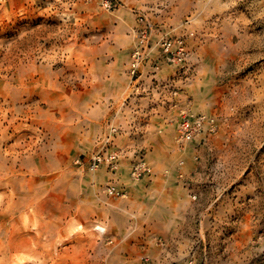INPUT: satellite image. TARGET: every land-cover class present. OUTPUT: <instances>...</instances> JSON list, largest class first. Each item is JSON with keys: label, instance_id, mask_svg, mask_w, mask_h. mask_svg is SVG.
Here are the masks:
<instances>
[{"label": "rangeland", "instance_id": "374dc122", "mask_svg": "<svg viewBox=\"0 0 264 264\" xmlns=\"http://www.w3.org/2000/svg\"><path fill=\"white\" fill-rule=\"evenodd\" d=\"M33 1L0 0V264H264V0ZM185 112L215 129L178 143Z\"/></svg>", "mask_w": 264, "mask_h": 264}, {"label": "built area", "instance_id": "2783aa9c", "mask_svg": "<svg viewBox=\"0 0 264 264\" xmlns=\"http://www.w3.org/2000/svg\"><path fill=\"white\" fill-rule=\"evenodd\" d=\"M106 7L113 5L112 0H101ZM146 40V31H142L140 44L133 50L132 58L130 63V72L132 75L136 73L143 57V43ZM160 48L167 55L168 61L172 63H180L186 57V47L182 38L177 37L174 39L165 38L159 42ZM205 124L209 131L215 129L214 119L206 115L198 114L195 115L190 112H185L181 117L178 128H177V142L183 143L191 141L194 136L200 132ZM111 133L115 132L116 129L112 127ZM108 141L106 140L105 143ZM80 165H86L90 170H96L99 166L106 164L112 170L117 168L118 164V152L116 150L109 151L108 149H98L91 152L84 158H77L76 161ZM151 173V166L143 157H139L132 165L130 174L134 179H139L145 175ZM106 192L109 195L124 196L123 190L115 185L108 184L106 186Z\"/></svg>", "mask_w": 264, "mask_h": 264}, {"label": "bare ground", "instance_id": "6f19581e", "mask_svg": "<svg viewBox=\"0 0 264 264\" xmlns=\"http://www.w3.org/2000/svg\"><path fill=\"white\" fill-rule=\"evenodd\" d=\"M8 1H9V0H8ZM10 1H11V0H10ZM28 1H29V0H28ZM34 1H35V0H34ZM34 1H33V2H34ZM26 2H27V1H26ZM5 4H6V3H5ZM7 4H8V3H7ZM11 4H12V3H11ZM3 5H4V4H3ZM2 8H3V7H2ZM11 8H12V7H11ZM31 9H32V8H31ZM31 12H32V11H31ZM9 19H10V18H9ZM193 19H194V18H193ZM191 20H192V19H191ZM194 20H195V19H194ZM178 24H180V23H178ZM176 25H177V24H176ZM193 26H195V25H193ZM245 26H246V25H245ZM175 27H176V26H175ZM244 31H245V30H244ZM244 33H245V32H244ZM247 34H248V33H247ZM242 35H243V34H242ZM245 36H247V35L245 34ZM258 36H259V35H258ZM248 37H249V36H248ZM245 40H246V39H245ZM251 41H252V40H251ZM259 42H260V41H259ZM259 42H258V43H259ZM217 44H218V43H217ZM221 45H222V42H221ZM231 45H232V44H231ZM219 46H220V45H219ZM228 46H230V45H228ZM246 47H247V46H246ZM220 48H221V46H220ZM220 48H219V49H220ZM226 48H228V47H226ZM229 48H230V47H229ZM229 48H228V49H229ZM204 49H205V48H204ZM204 49H203V51H204ZM219 49H218V50H219ZM224 49H225V48H224ZM218 50H217V52L219 53ZM220 50H221V49H220ZM232 50H234V49H232ZM263 50H264V49H263ZM206 51H208V50H206ZM29 52H30V51H29ZM31 52H32V51H31ZM200 52H201V51H200ZM200 52H199V53H200ZM221 52H222V51H221ZM197 54H198V53H197ZM221 56H222V55H221ZM248 56H249V55H248ZM259 56H260V55H259ZM196 57H197V56H196ZM33 60H35V58L32 59V62H34ZM257 60H258V59H257ZM205 62H206V61H205ZM207 62H208V61H207ZM203 63H204V62H203ZM203 63H202V64H203ZM222 63H223V62H222ZM222 63H221V64H222ZM245 63H246V62H245ZM207 64H208V63H207ZM211 65H212V63H211ZM214 68H215V67H214ZM199 69H200V68H199ZM215 69H216V68H215ZM244 69H245V68H244ZM254 69H255V68H254ZM6 70H7V69H6ZM200 70H201V69H200ZM203 70H204V69H203ZM209 70H210V69H209ZM211 71H212V70H211ZM257 71H258V70H257ZM257 71H256V72H257ZM9 72H10V71H9ZM250 77H251V76H250ZM243 80H244V79H243ZM241 81H242V80H241ZM242 82H243V81H242ZM244 82H245V81H244ZM244 82H243V83H244ZM198 84H199V82H198ZM253 84H254V83H253ZM190 85H191V84H190ZM232 85H233V84H232ZM238 85H239V84H238ZM238 85H237V86H238ZM245 85H246V84H245ZM233 86H234V85H233ZM241 86H242V85H241ZM234 87H235V86H234ZM239 87H240V86H239ZM244 87H245V86H244ZM263 88H264V87H263ZM243 90H244V88H243ZM246 90H247V89H246ZM257 90H258V89H257ZM261 90H262V89H261ZM263 90H264V89H263ZM214 91H215V90H214ZM209 92H210V91H209ZM232 93L234 94V92H232ZM236 93H237V92H236ZM238 94H241V92H239ZM245 94H246V93H245ZM261 95H263V93H262ZM206 96H207V95H206ZM258 96H259V95H258ZM8 97H10V96H8ZM11 97H12V96H11ZM204 97H205V96H204ZM254 97H255V96H254ZM254 97H253V98H254ZM259 97H260V96H259ZM13 98H15V97H13ZM209 98H210V97H209ZM233 98H234V97H233ZM236 98H237V97H236ZM248 98H249V97H248ZM257 98H258V97H257ZM257 98H256V100H257ZM197 99H198V98H197ZM206 99H207V98H206ZM259 99H260V98H259ZM4 100H6V98H5ZM231 100H232V99H231ZM246 100H247V99H246ZM249 100H250V99H249ZM261 100H262V99H261ZM9 101H10V100H9ZM9 101H7V103H9ZM214 102H215V101H214ZM258 102H259V101H258ZM20 103H21V102H20ZM206 103H207V102H206ZM218 103H219V102H218ZM218 103H217V104H218ZM256 103H257V102H256ZM259 103H260V102H259ZM9 104H10V103H9ZM194 104H195V103H194ZM202 104H203V103H202ZM202 104H201V105H202ZM209 104H210V103H209ZM214 104H215V103H214ZM214 104H213V105H214ZM203 105H205V104H203ZM220 105H221V104H220ZM229 105H230V104H229ZM248 105H249V104H248ZM256 105H257V104H256ZM196 106H197V105H196ZM209 107H210V106H209ZM243 107H244V106H243ZM255 107H256V106H255ZM12 108H13V104H12ZM199 108H200V107H199ZM249 108H250V107H249ZM16 109H18V108H15V110H16ZM234 109H236V108H234ZM220 110H221V109H220ZM226 110H227V109H226ZM261 111H262V110H261ZM263 111H264V110H263ZM212 112H213V110H212ZM223 113H224V112H223ZM227 113H228V112H227ZM230 113H231V112H230ZM234 113H235V112H234ZM234 113H233V114H234ZM208 114H209V113H208ZM230 115H231V114H230ZM237 115H238V113H237ZM234 116H236V115H234ZM263 116H264V115H263ZM263 116H262V117H263ZM226 117H227V116H226ZM232 117H233V116H232ZM238 117H239V116H238ZM223 119H224V118H223ZM240 119H242V118H240ZM244 119H245V118H244ZM219 120H220V119H219ZM227 120H228V119H227ZM237 120H238V119H237ZM242 121H243V120H242ZM236 122H237V121H236ZM243 122H244V121H243ZM241 123H242V122H241ZM227 128H228V127H227ZM204 129H205V128H204ZM239 130H240V129H239ZM231 131H233V130H231ZM232 133H233V132H232ZM228 135H229V133H228ZM233 136H235V135H233ZM230 138H231V137H230ZM227 140H228V139H227ZM222 141H223V140H222ZM222 141H221V142H222ZM223 142H224V141H223ZM258 148H259V147H258ZM219 151H220V150H219ZM217 153H219V152H217ZM221 153H222V151H221ZM1 156H3V155H1ZM2 158H3V157H2ZM62 158H63V157H62ZM12 161H13V159H12ZM4 162H5V161H4ZM153 162H154V161H153ZM158 163H159V161H158ZM11 164H12V163H11ZM156 165H157V164H156ZM12 166H13V165H12ZM155 167H156V166H155ZM6 169H7V167H6ZM11 173H12V172H11ZM8 174H9V173H8ZM3 175H4V173H3ZM4 176H5V175H4ZM63 177H64V176H63ZM1 178H3V177H1ZM1 180H2V179H0V181H1ZM2 181H3V180H2ZM4 181H5V179H4ZM140 183H141V182H140ZM0 184H1V182H0ZM3 184H5V182L2 183V185H3ZM63 186H64V185H63ZM11 187H12V186H11ZM153 189H154V188H153ZM153 189H152V190H153ZM156 190H157V189H156ZM15 193H16V192H15ZM136 193H137V192H136ZM165 193H166V192H165ZM13 194H14V193H13ZM16 195H17V193H16ZM158 195H159V194H158ZM169 195H170V194H169ZM63 196H64V195H62V197H63ZM12 197H14V196L12 195ZM12 197H11V198H12ZM157 197H158V196H157ZM179 197H181V196H179ZM23 198H24V197H23ZM23 198H22V199H23ZM29 198H30V196H29ZM35 198H36V197H35ZM64 198H65V197H64ZM166 199H167V198H166ZM168 199H169V198H168ZM33 200H34V199H33ZM64 200H65V199H64ZM37 201H38V200H37ZM37 201H36V202H37ZM21 203H22V202H21V198H18L17 200L13 201V206H12V208H15V209H16V208H19V207L21 206ZM185 203H186V202H185ZM35 204H37V203H35ZM31 205H32V204H31ZM23 206H24V205H23ZM26 206H27V205H26ZM37 208H38V207H37ZM41 208H43V206H42ZM19 209H20V208H19ZM45 209H46V208H45ZM45 209H44V210H45ZM16 210H17V209H16ZM21 210H22V209H21ZM42 210H43V209H42ZM46 210H47V212H48V209H46ZM8 211H9V210H8ZM9 213H10V212H9ZM12 213H13V212H12ZM45 213H46V212H45ZM43 214H44V213H43ZM46 215H47V214H46ZM13 216H14V215H13ZM42 216H44V215H42ZM48 216H49V215H48ZM61 217H62V216H61ZM62 218H63V217H62ZM48 223H49V222H46V224H48ZM64 223H65V222H64ZM100 223H101V222H100ZM35 224H36V223H35ZM55 224H56V223H55ZM60 224H61V223H60ZM92 224H93V223H92ZM14 225H15V224H14ZM40 225H42V224H40ZM94 225H95V224H94ZM53 226H54V224H53ZM53 226H52V227L50 226L51 229L53 228ZM61 226H62V225H61ZM61 226H60V227H61ZM12 227H13V226H12ZM15 227H16V226H15ZM58 228H59V227H58ZM11 229H12V228H11ZM41 229H43V228H41ZM95 229L99 231V234H101V232L104 233L105 230H106V229H105L103 226H101V225H95V226H94V230H95ZM39 230H40V229H39ZM92 230H93V229H92ZM35 231H36V230H35ZM35 231H33V232H35ZM53 231H54V230H53ZM45 232H46V231H45ZM49 232H50V231H49ZM60 232H61V229H59V234H60ZM36 234H37V233H36ZM50 234H52V233H50ZM16 235H17V234H16ZM42 235H44V234H42ZM22 236H23V235H22ZM22 236H20V237H22ZM24 236H26V235H24ZM58 236H59V235H58ZM10 237H11V236H10ZM13 237H14V236H13ZM15 237H16V236H15ZM46 237H47V236H46ZM46 237H44V238H45V239H48V238H46ZM48 237H49V235H48ZM18 238H19V237H18ZM24 238H26V237H24ZM54 238H55V237H54ZM54 238H53V239H54ZM59 238H62V237H59ZM59 238H58V239H59ZM12 239H13V238H12ZM20 239H21V238H20ZM27 239H28V237H27ZM27 239H26V240H27ZM18 240H19V239H17V241H18ZM22 240H23V239H22ZM22 240H21V243H20L19 246L16 244V245L18 246L17 249H24V248H31V247H32V246L30 245L29 242H28V243H25V240H24V241H22ZM41 240H42V238H41ZM59 240H60V239H59ZM62 240H63V238H62ZM62 240H61V241H62ZM17 241H16V242H17ZM19 241H20V240H19ZM27 241H28V240H27ZM29 241H31V239H29ZM46 241H47V240H46ZM48 241H50V240H48ZM51 241H52V240H51ZM54 241H55V240H54ZM16 242H15V243H16ZM42 242H43V241H42ZM57 242H58V241H57ZM57 242H56V244H57ZM50 243H51V242H50ZM12 245L15 246L14 244H12ZM44 246H46V245H44ZM46 247H47V246H46Z\"/></svg>", "mask_w": 264, "mask_h": 264}, {"label": "crops", "instance_id": "0c3cea01", "mask_svg": "<svg viewBox=\"0 0 264 264\" xmlns=\"http://www.w3.org/2000/svg\"><path fill=\"white\" fill-rule=\"evenodd\" d=\"M131 107H132L131 108V111L134 112V113L143 112V109L138 110L140 107H139V105L137 103H133ZM166 227H167V230L168 231H170V230L174 231L175 229H177L178 223L176 221H171V222H169L166 225ZM176 236H178L177 231H176ZM171 251H173V250H170V252ZM165 252H167V255H171L168 251H165ZM171 264H173V263H171Z\"/></svg>", "mask_w": 264, "mask_h": 264}]
</instances>
